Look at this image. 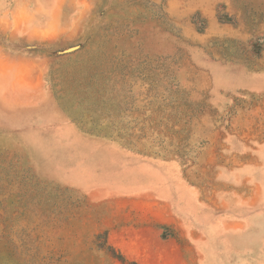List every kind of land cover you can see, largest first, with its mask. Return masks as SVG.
I'll list each match as a JSON object with an SVG mask.
<instances>
[{
  "label": "rangeland",
  "instance_id": "obj_1",
  "mask_svg": "<svg viewBox=\"0 0 264 264\" xmlns=\"http://www.w3.org/2000/svg\"><path fill=\"white\" fill-rule=\"evenodd\" d=\"M256 59L264 0H0V264H126L72 186L161 192L175 160L209 198L224 138L264 142V110L214 108Z\"/></svg>",
  "mask_w": 264,
  "mask_h": 264
},
{
  "label": "crops",
  "instance_id": "obj_2",
  "mask_svg": "<svg viewBox=\"0 0 264 264\" xmlns=\"http://www.w3.org/2000/svg\"><path fill=\"white\" fill-rule=\"evenodd\" d=\"M254 63L259 69L223 74V100L220 105L214 99L216 110H264V60ZM207 139L209 149L215 134ZM223 144L224 156L239 165L214 170V187L206 200L193 185L185 190L177 186L183 175L175 160L163 166L167 171L161 172V192H117L98 184L72 187L88 198L108 245L126 264H264V142L249 144L230 136ZM210 152L208 161L214 160ZM246 160L250 165H244ZM133 161L129 168L147 163ZM127 173L133 171L119 169L110 178Z\"/></svg>",
  "mask_w": 264,
  "mask_h": 264
}]
</instances>
